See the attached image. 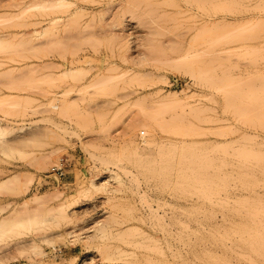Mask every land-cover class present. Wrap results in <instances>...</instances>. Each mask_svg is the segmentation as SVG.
Listing matches in <instances>:
<instances>
[{
  "label": "rangeland",
  "instance_id": "rangeland-1",
  "mask_svg": "<svg viewBox=\"0 0 264 264\" xmlns=\"http://www.w3.org/2000/svg\"><path fill=\"white\" fill-rule=\"evenodd\" d=\"M0 128V264H264V0H0Z\"/></svg>",
  "mask_w": 264,
  "mask_h": 264
},
{
  "label": "bare ground",
  "instance_id": "bare-ground-1",
  "mask_svg": "<svg viewBox=\"0 0 264 264\" xmlns=\"http://www.w3.org/2000/svg\"><path fill=\"white\" fill-rule=\"evenodd\" d=\"M34 5H32V6L33 7H38V8L42 6L39 3H37V5H35V6ZM155 102L156 103H160L161 105H164V106H167V107H175V106L183 105V103H185V101L183 99H181L177 95H168V96H165L163 98H157V100H155ZM7 134H8V131L5 128H0V140H3V138H8V136H5ZM6 142H7V139H6ZM14 179L18 180L17 177H15ZM212 181H211V183H212ZM213 183H212V186H213ZM38 199L39 198H37V201H35L34 204H38V202H39V204L43 203V202H47L44 198H40L39 200ZM0 228H1V226H0ZM72 264H74V263L72 262Z\"/></svg>",
  "mask_w": 264,
  "mask_h": 264
},
{
  "label": "built area",
  "instance_id": "built-area-1",
  "mask_svg": "<svg viewBox=\"0 0 264 264\" xmlns=\"http://www.w3.org/2000/svg\"><path fill=\"white\" fill-rule=\"evenodd\" d=\"M66 165H67V161L63 159V161H61L60 167L52 168L51 173L56 175L60 180L66 179L67 177Z\"/></svg>",
  "mask_w": 264,
  "mask_h": 264
}]
</instances>
